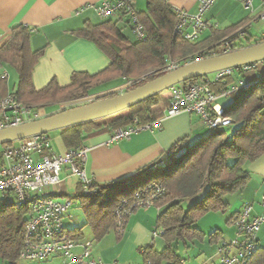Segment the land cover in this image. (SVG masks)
Masks as SVG:
<instances>
[{
  "label": "trees",
  "instance_id": "obj_1",
  "mask_svg": "<svg viewBox=\"0 0 264 264\" xmlns=\"http://www.w3.org/2000/svg\"><path fill=\"white\" fill-rule=\"evenodd\" d=\"M137 16L145 39L136 40L135 43L129 42L110 22L89 26L80 32L79 35L93 41L108 56L110 64L104 71L92 76L74 73L68 86L59 87L52 81L40 91L33 87L32 73L43 50L32 52L29 47L30 31L22 25L14 26L9 39L0 48V64L13 69L18 77L12 95L22 106L34 109L76 102L92 95L91 92L100 85L151 74L144 85L162 76L160 71L166 59L183 61L201 54L229 34V30H224L213 32L198 43L184 41L174 34L176 18L163 0H146V11L137 13ZM243 22L234 26L233 30ZM263 42L264 39H260L255 45ZM4 85V79H1L0 98L5 97L2 93ZM221 88L220 85L212 86V90L216 91ZM115 96L110 93L97 100ZM232 96V103L223 108V115L231 119V126L210 131L206 138L186 147L187 153L183 158L149 174L139 172L116 186L95 185L97 193L93 196L85 197L80 193L75 197L83 204L82 209L95 241H100L109 229H114L113 209L120 199L128 198L133 190L157 181L165 189L164 196L155 204V207L163 208L157 218L156 230L164 247L156 250L154 245H150L142 249V264H182L179 253L184 246L194 241L202 243L205 239L209 244L214 243L212 237L218 231L205 236L197 228L199 220L209 213L224 214L227 209L224 196L244 189L249 183L250 175L245 165L264 155V75ZM165 101L162 94L156 95L129 110L102 119L105 121L103 125L115 130L127 126L132 118H137L141 124L152 122L157 119L152 109ZM100 121L64 129L61 138L67 150L81 148L86 135L103 126L99 124ZM178 147H174L170 153ZM100 199L103 201L98 202ZM26 216L24 210L0 206L2 264H16L20 259ZM66 229L75 240L82 239L77 228ZM248 264H264V247L258 245Z\"/></svg>",
  "mask_w": 264,
  "mask_h": 264
},
{
  "label": "crops",
  "instance_id": "obj_2",
  "mask_svg": "<svg viewBox=\"0 0 264 264\" xmlns=\"http://www.w3.org/2000/svg\"><path fill=\"white\" fill-rule=\"evenodd\" d=\"M101 1L0 0V48L9 39L10 30L14 26L22 25L30 31V50L32 52L43 50V55L39 58L32 73V83L36 91L44 89L52 81H55L59 87H66L70 84V78L74 73L96 75L109 66L110 60L93 41L79 35L81 31L89 26H98L105 22H110L116 25V28L129 42H136L126 21H102L99 18L95 7ZM163 1L172 11L182 10L193 15L198 9V4L195 0ZM134 7L138 14L144 13L146 11V0H134ZM257 7L258 3L256 2L255 8ZM250 18L251 16H249V13L241 3L234 0H217L205 17L209 26L203 31L196 43L208 38L213 32L229 30V36L233 32L234 26L243 21V23H246ZM246 39L247 35L242 43L243 49L255 45L260 40L252 41L251 39V42L250 39ZM218 43L216 42L206 49H210ZM237 71L244 79H239L238 82V77L232 75L226 80L229 86H239L242 82L255 83L264 75V64H257L254 69L247 72ZM3 78H5V85L2 86V93L5 96L14 93L18 83L17 74L8 66L0 64V80H3ZM122 83L123 79L121 82H109L108 84L100 85L91 93L94 94L117 88ZM213 91L216 92V90ZM161 94L166 101L152 109L157 119L162 118L168 106V91ZM218 100L216 104L220 106L217 103ZM227 105L228 103H225L220 107L223 109ZM59 106L61 104L29 109L33 114H36L37 118L33 120L37 121L59 114ZM104 122V120H101L99 124L103 125ZM208 130L201 123L199 116L184 113L163 120L160 131H142L132 135L129 140H121L107 145L114 130L103 125L99 129H94L88 133L81 145V148L86 149L85 175L94 185L101 187L120 184L125 179L142 171L149 174L152 171L150 167L154 163L161 162L157 165L158 169L166 166L167 155L174 147L178 145L190 147L206 138L210 134V130ZM62 131H54L47 134L51 151L54 153L67 151L61 138ZM245 170L250 175L249 183L244 189L224 196L223 201L227 205L225 213L220 214V218H218L217 213L206 216L214 215L211 217L217 220L215 227H211V231H204V229L197 227L205 236L218 231L212 237L214 243L209 244L207 239H205L202 243L194 241L184 246L181 251L182 255H188H186L187 259L185 256L182 257V264H218L217 248L222 243L233 240L235 234L233 220L242 208L247 204L252 205L251 217L258 216L264 212V209L259 205V197L264 195V155L257 161L245 165ZM59 179L61 181L59 185L62 188L61 193L55 194L54 191L50 190L49 195H54L53 199L58 202H72V207L64 221V225L66 226V221L71 222L72 228H77L82 234V239L77 240L78 246L72 250L74 256L81 254L82 248L80 245L87 240L88 234L90 235V239L88 238L89 242L94 244V248L90 252V258L100 264H142V249L150 245H154L156 249L157 241H160V250L164 247L160 235L153 237L158 215L163 209L158 207L139 209L133 212L124 224V231L121 237H117L112 228L100 241H95L91 226L87 223L84 209H82L83 204L75 198L81 193L78 182L75 178L69 176L67 169L62 170ZM73 179L75 180L74 189L77 190L78 194L70 197L65 192L72 188L71 180ZM139 189L141 188L133 190L132 193ZM102 201V199L98 200V202ZM77 208L83 216L84 224L78 225L79 219L73 215L74 210ZM200 221H203V219ZM263 227H261L257 235L259 247H261L260 238L264 239ZM213 228H215L214 231H212ZM47 262L49 264H55V262L57 264L64 263L60 256H54ZM66 264L75 263L66 262Z\"/></svg>",
  "mask_w": 264,
  "mask_h": 264
},
{
  "label": "built area",
  "instance_id": "obj_3",
  "mask_svg": "<svg viewBox=\"0 0 264 264\" xmlns=\"http://www.w3.org/2000/svg\"><path fill=\"white\" fill-rule=\"evenodd\" d=\"M197 12L193 15L182 10H173L176 18L174 34L184 41L196 43L203 31L209 26L205 20L207 13L217 0H195ZM243 5L251 18L233 32L201 54L189 57L183 61L168 60L164 62L161 74H168L193 63L207 59L232 54L243 50L248 29L255 22H264V0H234ZM258 7L255 8V3ZM95 11L102 21L124 20L131 28L137 41L145 39L143 26L138 20L134 0H102ZM255 63L243 66L237 70L247 72L256 67ZM264 64V62H262ZM235 70H224L218 73L175 85L168 91V106L162 118L141 124L137 118L122 128L115 129L107 145L121 140H129L132 135L142 131H160L165 119L180 114H195L201 123L210 131L215 132L231 126V119L223 115V109L216 104L220 98H228L254 82L240 83L239 86L226 85L227 78L234 75ZM146 74L123 83L115 88L116 96L134 90L146 82ZM5 79V78H3ZM220 85L219 91H213L212 86ZM36 114L19 104L12 94L0 98V131L16 128L33 122ZM187 153L185 146H179L167 155L166 165L183 158ZM86 149L67 150L64 153H54L50 148L47 135H36L23 141L2 146L0 151V206L11 210H24L27 213L23 227V244L19 258L30 262H47L54 256H60L64 261L75 264H100L90 258L91 242L83 241L82 252L74 256L72 250L78 246V241L67 231L64 221L72 207L71 201L58 202L54 195L46 194V189H54L61 184L59 179L63 169L78 182L80 192L85 197L97 193V188L84 172ZM158 170V166L152 168ZM165 194L161 183L152 181L145 187L134 191L128 198L120 199L114 209V231L121 237L127 218L136 210L155 207L156 202ZM259 205L264 209V195L260 197ZM252 205H245L235 216L233 225L235 234L233 240L222 243L216 256L218 264H248L258 249L257 235L264 226V212L251 217ZM71 219V218H69ZM160 233L155 230L153 237Z\"/></svg>",
  "mask_w": 264,
  "mask_h": 264
},
{
  "label": "water",
  "instance_id": "obj_4",
  "mask_svg": "<svg viewBox=\"0 0 264 264\" xmlns=\"http://www.w3.org/2000/svg\"><path fill=\"white\" fill-rule=\"evenodd\" d=\"M262 62H264V42L232 54L182 66L122 95L102 99L16 128L2 130L0 131V147L36 135H47L54 131L102 120L129 110L175 85L207 77L220 71L236 70L246 65ZM160 163V161L154 163L150 168L157 167ZM116 185L118 184H114Z\"/></svg>",
  "mask_w": 264,
  "mask_h": 264
},
{
  "label": "rangeland",
  "instance_id": "obj_5",
  "mask_svg": "<svg viewBox=\"0 0 264 264\" xmlns=\"http://www.w3.org/2000/svg\"><path fill=\"white\" fill-rule=\"evenodd\" d=\"M263 37H264V22L259 21L257 23H253L252 26L247 31V39H250V41L252 39V41H254L256 39H261ZM234 75H236L238 77V82H239V79H244V78H242L241 75L238 74L237 69L235 70V74ZM141 76H144V75H140L139 77H141ZM114 91H115V88H112V89H109V90H106V91L96 92V93L88 96L86 99L83 98L84 100L80 99L79 101L77 100L76 102H68V103H64V104L61 103V106H59V110L58 111L60 113V112H64V111H67V110H71V109H75V108H78V107H82V106L88 105L90 103H94V102L98 101L97 99L104 97L106 94H110L111 93V94L116 95L117 92L116 93H112ZM232 101H233V96H229L228 98H225V97L220 98L217 103L220 106H222L225 103H228V105H229L230 103H232ZM227 106H225V107H227ZM1 149H2V147H0V151H1ZM75 180L74 179L71 180L72 188H70V190L65 192L70 197H73L74 195L78 194L77 190L74 189ZM50 190L54 191L55 194L56 193L60 194L62 188L57 186L54 189H46V191H45L46 194H49ZM259 201H260V197H259ZM209 214H216V213H209ZM73 215L77 216V218L79 219V224L78 225H80L81 223L84 224L83 216L81 215V213H80L78 208L74 210V214ZM207 215L208 214L203 215V217L200 219V220L203 219V221L199 220V223H198L197 227L204 229V231H211L210 228L211 227H215L214 225H215V223H217V220L212 219L211 216H214V215H210V216L206 217ZM217 216H218V218H220L221 217L220 213H217ZM221 223H223V222H221ZM65 224H66V226L68 228H72L73 227L71 222L69 223L68 221H66ZM214 230H215V228H213L212 231H214ZM263 230H264V227L262 228V231ZM85 232L88 233V231H86V230H85ZM87 237L89 238L90 235L88 234ZM88 238H86L87 239L86 241H90L89 240L90 238L89 239ZM159 244H160V241H157V245H156V249L157 250H160L161 246ZM260 244H261V247H264V239L263 238L262 239L260 238ZM91 245H92V247H91V250H92V248H94V244L92 243ZM179 248H181V247H179ZM181 251L182 250H180V255L182 257L185 256V258H186V255H188V254L182 255ZM0 264H2V263L0 262ZM16 264H49V262H30V261H24V260L19 259V261ZM55 264H57V262H55Z\"/></svg>",
  "mask_w": 264,
  "mask_h": 264
}]
</instances>
